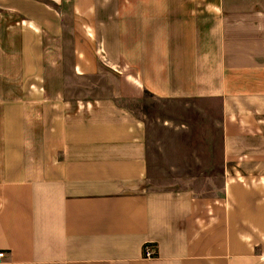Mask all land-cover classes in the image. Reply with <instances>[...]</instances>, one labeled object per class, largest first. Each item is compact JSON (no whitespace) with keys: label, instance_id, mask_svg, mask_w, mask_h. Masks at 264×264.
I'll list each match as a JSON object with an SVG mask.
<instances>
[{"label":"crops","instance_id":"obj_1","mask_svg":"<svg viewBox=\"0 0 264 264\" xmlns=\"http://www.w3.org/2000/svg\"><path fill=\"white\" fill-rule=\"evenodd\" d=\"M212 127L221 194L155 185L153 150L179 158L197 129L208 149ZM0 252L264 264V0H0Z\"/></svg>","mask_w":264,"mask_h":264},{"label":"rangeland","instance_id":"obj_2","mask_svg":"<svg viewBox=\"0 0 264 264\" xmlns=\"http://www.w3.org/2000/svg\"><path fill=\"white\" fill-rule=\"evenodd\" d=\"M64 12L67 14L66 22L69 24L72 20V8H62ZM71 18V19H70ZM153 100L147 95V104L146 112H149V116L151 118H155L158 112H154V103H150ZM145 102V103H146ZM210 106L207 105V111L209 112L208 117H218L219 108L218 104L215 101H211ZM159 106V105H158ZM201 106H195L193 110H181L180 114L184 116L197 118L201 116ZM162 116H168V113L164 111L161 112ZM151 132L154 134L155 130H157L156 126H152ZM199 127V126H197ZM200 128V127H199ZM212 127L211 129V138L208 141L209 148L204 149L202 145H205L204 142L200 138L201 129L190 131L193 133V142L189 140V135L185 133L184 139L186 140V145H188V149H180V152H183V156L179 158H169V157H161L158 158L155 155L157 152L153 150L152 160H153V172L151 175L152 181L157 186L161 187H169V186H193L195 189V193L199 196L209 195V197H217L221 194V185L223 174L218 172V169L221 165L224 164V159L222 156V148L223 142L221 140V134L218 133ZM194 129V127H193ZM166 134L163 137L175 138L179 135V132H170L165 131ZM168 143V142H167ZM169 152V149H167ZM174 161L177 163L176 166L170 165V162ZM209 168V170H207ZM205 170V171H203Z\"/></svg>","mask_w":264,"mask_h":264},{"label":"built area","instance_id":"obj_3","mask_svg":"<svg viewBox=\"0 0 264 264\" xmlns=\"http://www.w3.org/2000/svg\"><path fill=\"white\" fill-rule=\"evenodd\" d=\"M4 255V252H0V258L4 257ZM143 255L147 259L154 258L156 256L154 244H146L143 248Z\"/></svg>","mask_w":264,"mask_h":264}]
</instances>
